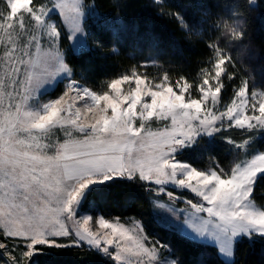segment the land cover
Instances as JSON below:
<instances>
[{"label":"snow or ice","instance_id":"snow-or-ice-1","mask_svg":"<svg viewBox=\"0 0 264 264\" xmlns=\"http://www.w3.org/2000/svg\"><path fill=\"white\" fill-rule=\"evenodd\" d=\"M155 3L162 6V0ZM94 8L95 0L91 5L84 0H5L0 11L4 264H37L34 257L48 249L85 244L113 264H178L161 255L162 249H171L150 240L138 221L127 227L97 212L96 224L105 232L87 226L117 181L141 184L148 192L165 193V186L172 185L194 194L199 201L186 199L192 211L185 224L195 238L215 241L224 257L232 258L242 239H264V205L258 206L255 196L264 179V150L251 151V134L264 133V91H251L244 78L236 85L237 74L229 71L247 47L243 22L237 18L225 26L224 46L208 44L211 55L194 85L184 76L173 85L167 73L156 81L133 68L116 74L100 91L74 78L60 47L65 26L66 38L84 47L82 19L85 9ZM237 41L241 50L234 57L227 45ZM59 83L64 87L58 96L41 99ZM230 85H235L233 99L221 108V93ZM233 128L246 137L242 142L221 138L238 149L249 147L245 155L250 158L228 170L214 157L204 169L181 159L204 137L211 141ZM8 241L15 243L10 247Z\"/></svg>","mask_w":264,"mask_h":264},{"label":"trees","instance_id":"trees-1","mask_svg":"<svg viewBox=\"0 0 264 264\" xmlns=\"http://www.w3.org/2000/svg\"><path fill=\"white\" fill-rule=\"evenodd\" d=\"M84 2L91 5L93 0ZM0 6L5 7L4 0H0ZM237 18L243 22L246 32L243 45L247 47L229 71L237 74L236 85L244 78L250 81L251 91H264V0H255L254 5L251 0H162V6L155 0H95L93 10L85 9L87 47L74 51L64 33L65 57L74 69V78L100 91L116 74L130 73L133 68L156 81L167 73L173 85L181 76L194 85L199 80L200 68L211 55L208 44L219 42L224 46L225 26ZM227 46L233 49L234 57L241 50L239 41ZM113 48L118 51L113 52ZM234 88L235 85H230L223 90V104L231 102ZM60 93L58 90L52 95ZM262 134L251 143L252 148L264 150ZM221 136H231L238 143L246 138L240 129L233 128L217 134L196 150L187 151L182 158L204 169L213 165L214 157L228 170L234 165L236 153L241 152ZM262 190L264 179L258 182L255 193L259 206L264 205ZM107 192V197L97 203L93 217L99 212L107 219H139L150 240L166 244L171 252L162 250L178 264H231L215 245L192 240L178 229L161 224L155 208L159 196L155 192L146 191L141 184L122 181L111 184ZM34 259L37 264H113L108 256L87 245L48 249ZM7 260L6 256L0 257V264ZM234 262L264 264V239H242L236 244Z\"/></svg>","mask_w":264,"mask_h":264},{"label":"rangeland","instance_id":"rangeland-1","mask_svg":"<svg viewBox=\"0 0 264 264\" xmlns=\"http://www.w3.org/2000/svg\"><path fill=\"white\" fill-rule=\"evenodd\" d=\"M4 8H5L4 6H0V11H3ZM84 20H85V16L82 19V27L84 28V33L81 34V36H80V39H82L83 42H84V47H81L77 43L76 40H69L70 41V47L74 51H80V50H82V49L87 47V34H86L85 27H84ZM64 33L66 35H68L67 26H65ZM63 44H64V37L62 35L60 47H61V51H63L64 54H65V50H64L65 46H63ZM2 55H3V48H2V46H0V57H2ZM63 87H64V84L63 83H59V84H57L55 86V91L59 90V92H62L63 91ZM55 91L50 92V93L42 96L41 99L42 100H46L49 97H53L52 93L54 94ZM255 91L256 92H260L262 90H255ZM224 105L225 104L222 103V98H221L220 107L223 108ZM253 134H255V135L252 137L251 143L254 140H257V139H259V138H261L263 136V134L260 133L259 131L255 132ZM58 135L62 136L63 133L60 132V133H58ZM208 142H210L209 138L204 137L202 139V141H201V144H205V143H208ZM231 146H232V148H234V149H236V150L241 152V155L236 153L233 163L238 162V160H240L242 158H244V159L250 158V155H245L246 153H249V151H250L249 147H245L244 149H238V148H235L233 145H231ZM251 151L254 153V152L261 151V150L260 149H254V148L251 147ZM241 156H242V158H241ZM181 159H183V158L181 157ZM183 160H185V159H183ZM165 188H166L165 193H156L155 192L160 198V199L158 198L156 200V202H155V208H156V212H157V214H158V216L160 218V220H159L160 223L163 224L166 227H172V228L178 229V231L181 234H183L184 236H186V237H188V238H190L192 240H196V241H199V242H202V243H206V244L215 245L219 249V246L215 243V241H213V240H211L209 238H195V233L190 228H188L187 225L185 224V220L188 218V213L192 211L190 206L186 203V199H191V200H193V202H198L199 198L195 197L194 194H192L188 190H180V189H177L175 186H172V185H166ZM167 191L173 192L174 196L177 197V198L176 199H170L167 196V194H166ZM161 205H163V206H161ZM170 209H173L174 211H172ZM200 215L206 217V214H200ZM96 218L97 217H94L93 220L90 221L87 226L89 228H91L93 231H98L99 234H103L105 232V230L104 229H100L98 227V225L96 224ZM109 220L114 222V223L116 222V219H109ZM134 221H138L140 224L143 225V223L137 218H129V219H126V220H120L119 219V223H122V224H124L127 227H133V222ZM143 228H144V225H143ZM144 231H145V228H144ZM8 243H9V246L11 247V245L13 243H15V241H8ZM235 247H236V244L234 245V251H235ZM0 251H2V250H0ZM16 254H19V249H17V253ZM161 255L164 256V257H168L169 259L175 260L173 257H171L169 255H165L164 250H161ZM221 256L227 261L234 260V256L232 258L224 257L222 254H221Z\"/></svg>","mask_w":264,"mask_h":264},{"label":"built area","instance_id":"built-area-1","mask_svg":"<svg viewBox=\"0 0 264 264\" xmlns=\"http://www.w3.org/2000/svg\"><path fill=\"white\" fill-rule=\"evenodd\" d=\"M186 152H187V151H186ZM186 152H185V153H186ZM185 153H184V154H185ZM184 154H183V155H184Z\"/></svg>","mask_w":264,"mask_h":264}]
</instances>
